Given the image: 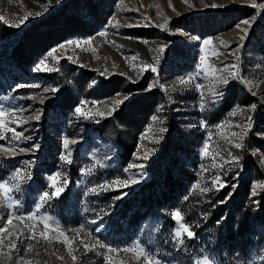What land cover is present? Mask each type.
<instances>
[{
	"label": "rangeland",
	"instance_id": "1",
	"mask_svg": "<svg viewBox=\"0 0 264 264\" xmlns=\"http://www.w3.org/2000/svg\"><path fill=\"white\" fill-rule=\"evenodd\" d=\"M14 47L42 51L22 61ZM128 105L139 117L115 131L113 118ZM0 112V181L10 188L0 185V264H144L141 253L161 264H264L263 244L233 259L206 224L211 209L235 205L247 173V202L260 204L264 0H0ZM173 157L172 171L191 177L146 207L144 193L153 186L160 196ZM225 186L227 197L211 204ZM45 216L59 231L37 220Z\"/></svg>",
	"mask_w": 264,
	"mask_h": 264
},
{
	"label": "trees",
	"instance_id": "2",
	"mask_svg": "<svg viewBox=\"0 0 264 264\" xmlns=\"http://www.w3.org/2000/svg\"><path fill=\"white\" fill-rule=\"evenodd\" d=\"M41 51L42 50L35 49L32 53L30 50L22 53V51L18 50V47H14L12 54L15 56L17 55L18 59H22L23 61L25 57H23L22 54L39 55ZM131 107L128 105L119 112H116L112 122L115 125V131H117V122H124L126 124L131 121L136 122L135 119L139 117L138 115L140 113L137 110L130 111L129 109ZM121 136V145L125 150L124 152L128 153L130 151L129 145L124 139H121ZM169 145H171V142ZM177 147L180 148L181 145H177ZM171 162V166H169L167 171L164 172V189H161L160 196H156L157 190L156 187L153 186H151V190L148 193H144L142 202L146 207L152 208L171 199V195L181 189L184 186V181L191 177V174L185 169H179L178 175H176L172 171L173 165L176 164V157H173ZM246 170L252 171V167L249 166ZM258 172L261 173L260 169ZM248 175L249 174L247 173L242 176L243 179L241 180L240 185L230 197L235 202V205L231 209H229L228 203L216 206L207 213L206 218V224H210L214 227L217 238L223 241L226 245V252L229 256H232L233 259L234 254L238 249L241 253H245L247 251V247L253 245L255 242H259L264 245V187H262L258 195L260 199L259 205L252 204L250 201L247 202L249 196ZM146 185L148 186L151 184L148 183ZM229 190L230 186L223 187L222 190L213 197L211 204H214L216 200L225 199ZM241 203L243 204L240 205ZM132 216L135 218L137 214L134 213Z\"/></svg>",
	"mask_w": 264,
	"mask_h": 264
},
{
	"label": "snow or ice",
	"instance_id": "3",
	"mask_svg": "<svg viewBox=\"0 0 264 264\" xmlns=\"http://www.w3.org/2000/svg\"><path fill=\"white\" fill-rule=\"evenodd\" d=\"M216 7H224V6H223V5H217ZM159 27L163 28L164 25L161 24V25H159ZM237 27H239V25H237ZM243 31H244L245 33H247V32H248V29H243ZM241 40H243V37H241ZM208 44H209V43H208L207 41H205V44H204V50H205V46L208 45ZM158 47H159V50L163 51V50L167 47V45L161 44V45H159ZM200 52H201V48H200ZM204 58H205L204 56H203V57L200 56L201 61H203ZM157 59H158V58H157ZM145 65H147V64H145ZM145 65L143 66L145 69L150 68L152 72H156V71H157V68H156L155 66H151V65H147V66H145ZM196 67L199 68V67H202V65H201V64H200L199 66L196 65ZM205 69H206V67H205ZM180 82H181V83H184L183 80L180 81ZM219 82H220V83H223V84H226V83L228 82V80H226V79H224L223 77H221V79H220ZM16 87L18 88V87H20V85L18 84V85H16ZM148 87H149V89H150V88L152 87V85L149 84ZM196 87L199 88L200 85L197 84ZM117 103H119V102L117 101ZM252 107L254 108L255 105H252ZM75 112L78 113V114L81 113V108H80V107H76ZM4 115H5L4 112H0V121H2V123H0V127H2V126L4 125V120L2 119V117H3ZM85 115H87L88 117H91V118H93V119L95 118V117L92 116V113H86ZM97 115L103 117V116H106V115H111V113H110V112H99V113H97ZM31 119L39 120V119H40V112L37 111L34 115L31 116ZM18 123H19V122H18ZM251 127H252L251 123L248 122V123L245 125V129H244V130L246 131L247 129H250ZM165 131H166V129H164V128H161V129H160V132H161V133H163V132H165ZM24 139H25V140H28V139H30V137L25 136ZM156 139H157V142H159V140L161 139V137L158 136ZM241 139H243V136H241ZM235 146H236V148H240V147H241V144L237 143ZM37 147H38L37 144H33L32 147H31V149H21V151H32V150H35ZM207 147H208V144H207V142H205V144H204V149L201 150V153H200L201 155H202V153H203V155L205 154V152H206V150H207ZM64 148H65L66 150H68L69 152L71 151V149L69 148V141H67V140L64 141ZM151 151H152V150H150L148 153H145V159H147L148 155L151 154ZM12 155H15V153H12ZM63 158H64V156H63V154H62V159H63ZM69 158H70V157H69ZM239 159H240L239 156H235V155L231 156V160H232V162H233L234 164H235V163H238V162H239ZM138 167H141V168H142V166H138ZM17 171H19V170H17ZM140 174H141V176L143 175L142 172H141ZM51 180H52V183L55 184V176L51 177ZM218 181H220V177H219V176H217V177L215 178V180L213 181V185L215 186V184H216ZM0 185H2L3 188H4L5 190H10L9 186H8L5 182L0 181ZM61 191H62V189H60V188H56V190H55L54 192L51 193V196H52V197H56V196H58V195L61 193ZM90 191H96V189H91ZM203 191H204V192H208V191H210V189L206 187V188L203 189ZM54 193H55V194H54ZM125 194H126V193H124L123 195H125ZM47 195H48V193H44V194L42 195V198H44V197L47 196ZM173 215H174L177 219H179V217H180L179 212H175V213H173ZM12 219H13L12 215H9V216H8V220L11 221ZM40 219L43 220L44 228H46L47 230L52 229L53 227H55L56 230L59 231V227H58V225L54 226V225L50 224V223H49V218H48L47 216H45V217H43V218L40 217V218L37 219V220H40ZM99 219H100V217L98 216V217L96 218V220H99ZM181 228L183 229V231H185V232L187 233V236H188V237H193V236H194V233H193L192 231L188 230V228H187L186 225H182ZM3 231H4V229H3ZM48 232H49V231H48ZM61 233H63V232H61ZM40 235L44 237V235H45L44 231L41 232ZM179 235H180V231L178 230V231H177V236H179ZM61 238L63 239V242H64V243L67 242L68 246H70V245L72 244V241H71L67 236H65L64 233H63V235H62ZM81 243H83V241H81ZM97 244H101L103 247H108L110 251H116V249L111 248L110 245H104V244H102V242L99 241V240L97 241ZM11 246H12V245L10 244L9 247H11ZM88 247H89V245L84 244V248H85V249H87ZM93 247H95V245H93ZM69 252L71 253V248H69ZM141 255H143V258H144V264H161L160 260H158V259H156V258H154V257H152V256H149V255H147V254H143V253H141ZM105 258H106V260L110 259V257H107V256H106Z\"/></svg>",
	"mask_w": 264,
	"mask_h": 264
},
{
	"label": "clouds",
	"instance_id": "4",
	"mask_svg": "<svg viewBox=\"0 0 264 264\" xmlns=\"http://www.w3.org/2000/svg\"><path fill=\"white\" fill-rule=\"evenodd\" d=\"M55 194V193H54Z\"/></svg>",
	"mask_w": 264,
	"mask_h": 264
}]
</instances>
